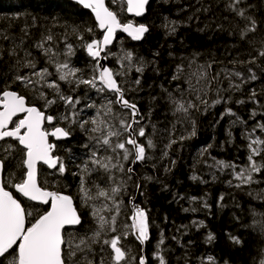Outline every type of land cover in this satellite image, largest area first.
Returning <instances> with one entry per match:
<instances>
[{"label": "trees", "instance_id": "16d2710c", "mask_svg": "<svg viewBox=\"0 0 264 264\" xmlns=\"http://www.w3.org/2000/svg\"><path fill=\"white\" fill-rule=\"evenodd\" d=\"M106 7L121 24L148 28L140 43L117 35L104 55L124 99L139 113L132 131L145 147L146 159L134 165L131 174L127 169L132 156L124 161L121 150L102 143L108 131H117L120 135L111 137V144L124 142L130 149L128 131L121 126V121L131 124L130 113L117 107L114 95L98 90L97 83H79L97 78L85 49L102 35L89 12L65 0H0V94L14 91L28 107L53 117L44 131L60 127L70 133L64 142H50L51 155L64 165L100 145L123 166L108 171L92 167L90 177L103 183L94 188L107 187L114 177V187L121 189L122 219L129 221L130 201L136 197L148 221L146 264H159V256L165 264H209V257L214 264H261L264 143L254 145L261 149L253 157L261 170L252 173V182L236 177L250 167L251 140L264 141V57L259 55L264 48V0H149L138 22L126 18L121 0H106ZM237 10L255 19V31L242 37L249 21ZM64 63L75 75L60 80L57 66ZM43 70L47 75L41 79L36 73ZM173 100L195 107L176 111ZM94 119L105 122L98 132L91 131ZM7 144L14 148L6 150ZM0 145L2 187L13 194L14 184L24 179V152L10 140ZM69 173L65 169V182ZM210 233L214 238L209 242ZM131 245L128 263L139 264L140 249ZM106 261L112 264L110 258Z\"/></svg>", "mask_w": 264, "mask_h": 264}, {"label": "snow or ice", "instance_id": "6c2138e0", "mask_svg": "<svg viewBox=\"0 0 264 264\" xmlns=\"http://www.w3.org/2000/svg\"><path fill=\"white\" fill-rule=\"evenodd\" d=\"M239 2L240 0H236V3ZM76 3L82 5L85 9H90L100 29L104 30L102 41L93 40L91 43L86 44L88 54L94 59L99 57L104 47L112 42L114 33L117 29L128 33L133 40H140L148 31V28L142 24L139 26H134L132 23L121 24L117 15L105 6V0H76ZM147 3L148 0H127V11L129 13H134L136 16H140L143 14ZM237 14L249 21V26L242 32V37L247 35L248 32L256 30V21L254 18L245 16L244 10H237ZM49 39H51V37H49ZM68 54H71V46H69ZM259 55L264 57V48L260 50ZM125 58L131 61L132 54L127 53ZM249 62L254 63L255 60L253 59ZM30 66L34 67V65ZM65 69H67V71H65ZM140 70L139 68L137 69V71ZM57 72L59 73L60 80H67L68 77L75 75V71L70 69L67 63L58 65ZM36 75L43 79L47 75V70L36 73ZM252 78L255 79V76ZM16 79L22 82H31L28 77L18 76ZM99 82L103 85V88H107L117 94L118 101L121 102L124 108L131 109L132 116L138 114L136 105L124 99L121 89L113 78V73L108 68H104L100 71ZM79 83L96 87V78L94 77L92 80H80ZM136 83L138 84L139 81H136ZM49 87L56 88L57 85L50 84ZM41 95L43 96V93H41ZM61 99H64L68 104L73 103L71 97L61 96ZM54 102L55 101L51 100L46 101L47 104ZM78 102L79 101H76V103ZM173 103L176 104V111L185 113L188 109L195 107L191 102L188 103L187 107H185L183 102L173 100ZM0 109H2L0 110V141L11 138L12 140L18 141V144L25 150L24 154L26 159L23 160V166L27 169L26 178L14 184L16 191L30 201H35L40 204L50 203V208L43 212V214L36 216L34 222H31V225L26 227L27 218L32 216L33 213L26 211L22 204L14 198L13 194L9 191H5L3 187H0V264H4V261H7V264H65L62 245H64L66 241L64 239L63 230L66 226L80 225L81 217L78 215L77 209L73 207L71 197L44 190L38 185L37 163L43 162L47 164L49 168H55L57 164H59V172L63 174L65 172V165L58 157H53L51 155L54 146L48 143L47 137L52 135L59 139L69 136L70 133L60 127H56L51 133L44 131L42 128L43 121L47 119V121L51 123L53 117H45L37 108L26 106L24 97L18 95L14 91L4 90L2 94H0ZM108 111L110 112L111 109L109 108ZM20 113H24V117L18 121H14L13 117H16ZM104 123L103 120H92V124L95 125V127H93L91 131H100ZM10 124L14 126L10 128ZM121 126L125 131L129 132L126 143L132 146L131 150L125 147L124 142H118L115 145L111 144L110 138L120 135L117 131H108L102 143L105 146L112 147L113 151L116 149L121 150L123 152L122 159L124 161H128L133 154V163L146 159V149L142 144L137 143L132 131V124L121 121ZM81 127H83V125H81ZM22 129L24 130L23 133L21 132ZM139 135L142 137L145 135L143 128L139 129ZM191 135H195L194 125ZM262 143H264V141L252 139L249 144L251 149V155L248 158L250 167L238 173L236 177L243 183L252 182V173L261 170V166L257 165L253 157L259 155L261 151L259 147H254V145H260ZM148 146L152 147L151 140L148 141ZM0 147L4 146L0 145ZM13 148L14 146L12 144H7L6 146V150H12ZM93 157H95V153H93ZM91 163L94 166L103 168L105 171L110 170V167H120L121 170H123L122 165L112 163L111 160H109L108 163H104L101 160L93 158ZM3 168V160H0V170H3ZM83 171L87 172V167H85ZM127 171L131 173L133 169L128 168ZM129 179H131V176H129ZM80 190L85 206H90L88 202L91 200L103 198L112 202L118 211L119 205L115 204V196L121 190L119 186L111 188V195H109L107 190L98 189L96 195L93 196L85 186L84 177L81 176ZM90 207H92L91 215L97 221L98 231L94 234L96 237H99L101 232L110 226L111 230L115 231V216L111 217V220H109L101 214L104 211L110 210L107 204L102 208H97L95 206ZM132 219V228L138 233L137 239L143 243L148 238L146 213L136 208ZM213 238V235L210 233L207 240L210 242ZM230 239L237 244L241 243L236 237H230ZM68 243L71 247V243ZM83 243L84 240L82 239L80 244ZM105 243L109 244L112 249L113 264H121L125 259L126 253L119 246V237L113 238L110 241L105 240ZM80 244L75 245V247L79 248ZM158 259L159 264H165V260L162 256H159ZM139 264H145L143 257L140 258ZM209 264H214L211 257H209ZM261 264H264V260L261 261Z\"/></svg>", "mask_w": 264, "mask_h": 264}, {"label": "rangeland", "instance_id": "374dc122", "mask_svg": "<svg viewBox=\"0 0 264 264\" xmlns=\"http://www.w3.org/2000/svg\"><path fill=\"white\" fill-rule=\"evenodd\" d=\"M93 153H95V157H93ZM93 158L101 160L104 163H108L109 160L114 163L111 155H109L100 145H94L86 148L83 158L77 159V162L69 160V164L65 165V169H70L69 182L63 180L62 176L65 172L63 174L57 170H55V172H50L49 170L40 167L38 170L37 183L44 190L57 192L71 197L74 208L77 209V213L81 217V224L77 228L64 231V239L66 243L62 245V249L65 264H111L106 261L109 259L107 249L110 245L106 244L105 240L110 241L116 237H119V246L126 253L125 259L121 264H129L128 259L133 256V246L131 243L134 242V239L130 222L127 221V219H122L123 208L119 206L117 211L112 202L103 198L88 202L90 206H95L97 208H102L107 204L110 210L104 211L101 214L109 220H111V217L113 216L116 218L114 225L115 231H112L110 226L101 232L99 237H96L94 234L98 231V226L97 221L91 215L92 207L83 204L82 193L80 190L81 176L84 177L85 186L93 196L96 195L98 189L107 190L109 195H111V188L114 187V177L112 175L110 181L107 182V187H93L103 184L90 177L93 172L92 167L101 170L103 169L99 166H94L91 163ZM85 167L88 169L87 172L83 171ZM110 169L112 168L110 167ZM113 172L115 173V170ZM115 204L119 205L118 194L115 196ZM24 206L26 211L33 213L32 216L27 218L26 226H30L31 222H34L36 216L43 214V212L47 210V207L28 203H24ZM82 239L84 240V243L80 244ZM68 242L71 243V247ZM77 244H80L79 248L75 247ZM103 249L105 252H102Z\"/></svg>", "mask_w": 264, "mask_h": 264}, {"label": "water", "instance_id": "95a60500", "mask_svg": "<svg viewBox=\"0 0 264 264\" xmlns=\"http://www.w3.org/2000/svg\"><path fill=\"white\" fill-rule=\"evenodd\" d=\"M65 1H68V2H70V3H72V4L76 5V6L80 7L82 10L87 11V12L90 13V15L92 16V18H93V20H94V23H95V25H96L98 31H99V33L102 35V36H101V39H100V41H102V40H103V31H104V30L100 29V27L98 26V23H97V21H96V19H95L94 14L92 13V11H91L90 9H85L82 5L76 3V0H65ZM121 1L123 2L124 7H125V16H126V18H127V19H131V20H134V21H136V22L140 21V20L144 17L145 12H146V8H147V6H148V4H149V0H148V3L145 5V10H144L143 14L140 15V16H136L134 13H129V12L127 11V0H121ZM105 6H106V0H105ZM133 25H134V24H133ZM134 26H139V25H134ZM146 34H147V32L144 34V36H145ZM117 35H120V36H122L123 38L128 39V40L131 41L132 43H140V42L143 40V38H144V36H143L140 40H133V39L131 38V36L128 35V33L124 32V31H122V30H120V29H117L116 32L114 33V36H113L112 42H111L110 44H108L107 46L104 47V50L100 53V56H99V57H97V58L94 59L92 56H90V55L88 54L87 49H85V53H86L87 57H88L90 60H92V62H93V63L95 64V66H96V72H97L96 83H97V85H98L99 88L102 89L104 92H106V93H108V94H112V95H114V96L116 97V104H117V107H118L119 109H121V110H126V111H128V112L130 113V115H131V124H132V129H133V127L137 124V120H138V118H139L138 110H137V113H138V114H137L136 116H132V114H131V109L124 108V107L122 106L121 102L118 101V99H117V94H116L115 92H113V91L108 90L107 88H103V85L99 82L100 71H102L104 68H108V67H107V64H106V59H105L104 55H105V53H106L108 50H110V49L112 48V46L114 45V43H115V41H116V37H117ZM108 69H109V68H108ZM109 70H110V69H109ZM113 78H114V80H115L114 75H113ZM115 81H116V80H115ZM117 85H118V84H117ZM25 104H26V101H25ZM26 106H27V104H26ZM136 109H137V108H136ZM0 110H2V109H0ZM24 115H25L24 113H20V114H18L16 117H13V120H14V121H18L19 119L23 118ZM44 116H45V115H44ZM45 123H49V122L47 121V119H45V120L43 121V123H42V128H43V130H44V125H45ZM9 127L11 128L12 125L10 124ZM23 131H24V130L22 129L21 132L23 133ZM52 131H54V129H53ZM52 131H50L49 133H51ZM128 134H129V132H128ZM6 140H10V141H12V142H15V143L17 144L18 148L21 149V150L25 153V150H24V149L18 144V141L12 140L11 138H6L5 140L0 141V144H1L2 142L6 141ZM47 140H48V143H50V141H52L53 143L64 142V141L68 140V136H67V137H62V138H59V139H58L56 136L49 135V136L47 137ZM126 146L129 147L130 149H132V146H131V145H128L127 143H126ZM24 159H26L25 154H24ZM24 159H23V160H24ZM133 160H134V154L132 155V161H133ZM140 162H142V161H138V162H135V163L132 162V164H131V168H133L134 165L139 164ZM58 165H59V164H57V166H56L55 168H49L47 164H45V163H43V162H38V163H37V176H38V170H39L40 167L45 168V169L49 170L50 172H55V170L58 169ZM23 170H24V173H25V174H24V179H25V178H26V171H27V169L23 166ZM129 174H130V173H129ZM0 187H2V170H0ZM13 194H14V196H16L17 198H19V199H20L22 202H24V203L33 204V205H38V206H42V207H48V209L50 208V203H49V204H40V203H37V202H35V201H30V200H28L27 198L23 197L20 193H18V192L16 191L15 187H14V189H13ZM61 195H64V194H61ZM136 196H137V195H136ZM73 207H74V205H73ZM130 208H131V210H132V213H131V216H130L129 222H130V225H131V228H132V224H133V219H132V218H133V216H134V214H135V210H136V208H138V207L136 206V197H135L134 200L131 201V203H130ZM139 209H140V208H139ZM147 222H148V221H147ZM78 226H79V225H75V226H66V228L63 230V233H64V231H66V230H68V229H74V228H77ZM26 227H27V226H26ZM148 233H149V230H148ZM137 235H138V233H136L135 230L132 228V236H133L134 242H135L138 246H140V248H141L142 251H143L147 239H146L143 243H141V241H140L139 239H137ZM111 251H112V249H111Z\"/></svg>", "mask_w": 264, "mask_h": 264}, {"label": "flooded vegetation", "instance_id": "af4514ba", "mask_svg": "<svg viewBox=\"0 0 264 264\" xmlns=\"http://www.w3.org/2000/svg\"><path fill=\"white\" fill-rule=\"evenodd\" d=\"M51 123H52V122H51ZM51 123H45V125L50 126ZM45 125H44V127H45ZM53 129H54V128H53ZM53 129H52V130H53ZM52 130H50V131H52ZM50 131H49V132H50ZM130 203H131V201H130ZM129 209H130V212L132 213V210H131L130 207H129ZM47 210H48V207H47ZM130 216H131V215H130ZM109 250H110V251H109V255H110V257H109V258H110V260H112L113 253H112V251H111V247H109ZM122 262H123V261H122ZM122 262H121V263H122Z\"/></svg>", "mask_w": 264, "mask_h": 264}, {"label": "bare ground", "instance_id": "6f19581e", "mask_svg": "<svg viewBox=\"0 0 264 264\" xmlns=\"http://www.w3.org/2000/svg\"><path fill=\"white\" fill-rule=\"evenodd\" d=\"M138 246V245H137ZM139 247V249H140V258L141 257H143L144 258V260H145V257H144V249H143V251H142V249L140 248V246H138ZM140 258H139V261H140ZM146 261V260H145ZM145 264H146V262H145Z\"/></svg>", "mask_w": 264, "mask_h": 264}]
</instances>
